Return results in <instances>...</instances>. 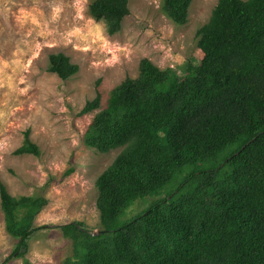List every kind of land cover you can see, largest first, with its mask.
Masks as SVG:
<instances>
[{
  "label": "trees",
  "instance_id": "16d2710c",
  "mask_svg": "<svg viewBox=\"0 0 264 264\" xmlns=\"http://www.w3.org/2000/svg\"><path fill=\"white\" fill-rule=\"evenodd\" d=\"M131 0H94L89 13L107 34L122 29ZM193 0H163L174 24ZM199 62L184 76L147 59L115 88L84 145L101 154L124 148L99 177L102 230L60 227L72 241L64 264H264V0H219L197 33ZM48 71L78 73L63 55ZM97 93L81 116L100 109ZM39 156L28 133L16 155ZM6 231L18 242L3 264L26 256L43 197H12L0 185ZM147 207L126 219L140 200ZM146 202V201H145Z\"/></svg>",
  "mask_w": 264,
  "mask_h": 264
},
{
  "label": "rangeland",
  "instance_id": "374dc122",
  "mask_svg": "<svg viewBox=\"0 0 264 264\" xmlns=\"http://www.w3.org/2000/svg\"><path fill=\"white\" fill-rule=\"evenodd\" d=\"M93 2L0 0V185L14 198L48 201L34 219L35 228H46L28 242L31 264H64L72 256V241L61 226L79 222L94 234L102 230L96 183L124 148L106 154L87 148L89 126L115 88L139 77L142 60L180 77L188 64L196 65L197 33L219 0H193L183 26L166 17L163 0H131L130 14L114 36L90 16ZM56 55L78 66V73L67 81L51 74L50 58ZM97 93L100 109L81 116ZM27 133L39 156L16 155ZM151 200L137 201L126 219ZM17 242L6 231L0 197V264Z\"/></svg>",
  "mask_w": 264,
  "mask_h": 264
}]
</instances>
